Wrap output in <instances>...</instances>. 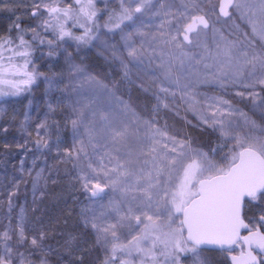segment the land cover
<instances>
[{
    "label": "snow or ice",
    "instance_id": "obj_1",
    "mask_svg": "<svg viewBox=\"0 0 264 264\" xmlns=\"http://www.w3.org/2000/svg\"><path fill=\"white\" fill-rule=\"evenodd\" d=\"M174 7V0H164L159 7L152 0H119V10L109 15L108 24L110 31L119 30L123 43H106L104 47L111 61L118 62L123 80H130V73L136 70L142 88L148 76L175 86L186 96L190 95L191 80L201 78L220 87L225 83L242 85L246 91L236 93L241 100L246 92L255 99L258 85L264 92V0H188L175 11ZM36 9L33 16L46 13L41 27L53 36L47 41L50 48L66 38L74 40L77 47L93 39L94 0H41ZM229 9L259 13L258 23L250 21L252 37L260 43L258 51L223 37L214 38V47L209 46L208 33L215 32L213 17H229ZM149 13L161 18L154 32L142 30L148 27L144 17ZM125 21L131 23L122 28ZM69 25L83 29V35H73ZM14 27L18 44L10 37L0 39V84H8L11 94L17 95L42 74L35 68L29 70L32 44L24 39L20 23ZM30 31L33 40L45 43L35 28ZM44 79L50 87L63 83L62 78ZM63 90L70 98L68 119L73 139V148L66 151L64 159L74 162L87 199L98 205L81 208L80 215L84 227L90 228L105 248L103 264H130L120 257H132L133 253L142 264H158V251L170 264H179L180 254L198 255L203 245L218 246L229 254L239 249V255H230L231 264H264V207H260L258 218H248L245 223L246 205L253 201L264 204V129L259 136L234 134L232 117L239 114L248 123L246 115L230 100L208 98L207 107L198 110L200 122L234 141L231 155L218 165L208 153L192 148L190 137L170 132L167 125L158 126L155 119H141L117 96L115 82L109 86L78 64L69 62V80ZM160 92L167 94L169 89L161 87ZM61 102L55 101L57 105ZM48 107L53 110L52 103ZM25 120H29L27 114ZM49 128L46 119L36 125L35 146L41 154L60 149L59 137L49 143ZM211 151L214 154L216 150ZM82 160L87 164L82 165ZM41 173L33 183V194ZM108 192L119 196L104 205L100 200ZM242 229L246 235L241 234ZM122 236L126 243L121 242ZM47 239L48 233L40 230L37 234L28 224L21 208L17 222L0 231V264H49V255L55 250L46 245ZM25 246L27 254L18 250Z\"/></svg>",
    "mask_w": 264,
    "mask_h": 264
},
{
    "label": "rangeland",
    "instance_id": "obj_2",
    "mask_svg": "<svg viewBox=\"0 0 264 264\" xmlns=\"http://www.w3.org/2000/svg\"><path fill=\"white\" fill-rule=\"evenodd\" d=\"M40 2L41 0H0V38L4 37L20 18L23 19V28L31 37L33 33L30 30L35 28L45 40L44 44H40L39 39H31L38 43L39 49L30 57L32 63L29 70L35 68L36 72L42 75L27 91L12 95V89L8 84H0V93H2L0 94V231H3L10 222L13 225L17 222L20 210L23 208L26 221L37 234L40 230L48 233L45 243L55 250L49 255V264H103L106 258L105 248L103 244L100 248L94 247L97 243L96 235L90 228L84 227L80 215L81 208L95 206L87 199V194L77 179L79 172L73 167L74 162L64 159L66 151H71L73 148L72 127L68 119L71 114L70 98L68 91L63 90L69 80V62L80 65L109 86L115 82L117 96L126 101L137 116L141 119H155L158 126L167 125L170 132H178L180 137H190L192 148L208 153L209 159L218 165L225 163L223 157L231 155L230 149L234 141L230 137H222L218 129L202 124L198 110L207 107L211 102L208 98L230 100L248 120V123H245L239 114L234 115L232 117L234 134L259 136L264 129V92L258 85L255 88L258 94L255 99L248 97L246 92L241 100L236 93L246 91L242 85L225 83L224 87H220L217 83H204L201 78L191 80L187 89L190 95L186 96L175 86L160 84L158 81H152L148 76L144 77L145 86L142 88L136 70L130 73V80L121 78L122 72L118 62L111 61L110 53L104 47L106 43L109 45L123 43L119 30L110 31L111 25L108 24L109 15L114 10H119V0H94L97 17L93 39L88 44L77 47L74 40L66 38L65 41L57 42L51 48L47 41L52 40L53 36L50 32H44L41 27L42 20L47 18L46 13L43 17L32 15ZM43 2L47 3L48 0ZM152 2L159 7L164 0H152ZM186 2L188 0H174L173 11L181 8ZM249 2L255 3L256 0ZM40 11H43L42 5ZM213 20L215 32L209 31L207 36L210 47H214V38L219 40L223 37L226 40L248 45L257 51L260 49V43L252 37L250 24V21L259 22V13L253 15L247 9H241L232 11L229 18L220 16L217 19L214 16ZM160 22V17L149 13L144 17V23L148 27L142 30L154 32ZM130 23L125 21L121 27L124 28ZM131 30L125 28V31ZM69 31L75 36L83 35V29L78 26L69 25ZM245 33L248 35L246 36ZM137 43H139L138 38ZM50 51L52 55H49ZM18 62L23 63L22 60ZM153 67L155 68L156 65L154 64ZM246 73L245 77H247ZM45 76L62 78L63 83L58 87H50L44 79ZM185 82L187 81H182ZM247 82L246 79L245 83ZM161 87L168 88L169 92L167 94L160 92ZM157 95L160 97L159 101ZM57 99L62 101L58 105L55 103ZM49 103L53 104L51 111L48 107ZM26 114L29 117L27 121ZM45 119L50 125L49 143H53L59 137L60 149L57 151L53 148L51 152L45 150L41 154L36 151L35 146L36 125ZM212 149L216 150L214 154ZM81 164L86 165L87 161L82 160ZM41 169H43L42 173ZM37 173H41V178L33 194V183ZM107 195L101 200L105 205L109 202ZM256 202L259 206H255L253 213L258 218L260 207H264V204ZM31 235L32 233H29V236ZM70 238H72L71 243L66 245L65 241ZM127 239H131V236ZM121 242H127L123 236ZM150 245L151 241L148 242V246ZM162 247L161 245L160 248ZM26 248L27 246L18 250L27 254ZM238 252L239 249H236L232 253ZM0 255H3L2 247H0ZM156 255L158 264H170V260L166 261L159 251ZM120 259H127L130 264H142L141 258L135 253L132 257L121 256ZM197 259L203 264H231L229 253L208 248H202L198 255L180 254L179 264H193Z\"/></svg>",
    "mask_w": 264,
    "mask_h": 264
},
{
    "label": "trees",
    "instance_id": "obj_3",
    "mask_svg": "<svg viewBox=\"0 0 264 264\" xmlns=\"http://www.w3.org/2000/svg\"><path fill=\"white\" fill-rule=\"evenodd\" d=\"M22 21H23V19H20L19 18L18 19V22H16V23H20L21 28L24 30V39L32 44L31 49H29V51H30V57H32V56H34L36 54V52H38L37 50L39 49V46H38V43H36L33 40H31L32 37H31V35L29 33H27L26 29L23 28V26H22V23L23 22ZM14 25L9 29V31L7 32V34L4 37L0 38V39H7V38L10 37V38L13 39V41L16 44H18L19 43V40L17 38L18 37V30L14 27Z\"/></svg>",
    "mask_w": 264,
    "mask_h": 264
},
{
    "label": "bare ground",
    "instance_id": "obj_4",
    "mask_svg": "<svg viewBox=\"0 0 264 264\" xmlns=\"http://www.w3.org/2000/svg\"><path fill=\"white\" fill-rule=\"evenodd\" d=\"M246 76H247V73H246ZM107 191H108V190H106V192H107ZM118 196H119L118 193H111V192H108L107 198H108L109 200H110V199H118ZM91 203H92V201H91ZM100 203L104 204V202L101 201V200H100ZM92 204H93V203H92ZM93 205H94V204H93ZM104 205H105V204H104ZM94 206H95V207H98V205H94ZM123 231L126 232V228H125ZM92 232H93V231H92ZM93 234H95V233L93 232ZM95 235H96V234H95ZM101 245H102V243L97 241V243L94 245V247L96 246L97 248H100ZM193 264H203V263H202L201 260L197 259V260H195V261L193 262Z\"/></svg>",
    "mask_w": 264,
    "mask_h": 264
},
{
    "label": "flooded vegetation",
    "instance_id": "obj_5",
    "mask_svg": "<svg viewBox=\"0 0 264 264\" xmlns=\"http://www.w3.org/2000/svg\"><path fill=\"white\" fill-rule=\"evenodd\" d=\"M255 206H257L258 207V202H256V201H253V202H251L250 204H247L246 205V209H245V221H246V223H248V218H252V217H255L256 218V216L254 215V210H255ZM262 207V206H261ZM250 213H251V215H250ZM253 213V214H252ZM245 233H247V231L246 230H244V232H243V234H245ZM240 251V250H239ZM236 254H239V252L238 253H236Z\"/></svg>",
    "mask_w": 264,
    "mask_h": 264
},
{
    "label": "water",
    "instance_id": "obj_6",
    "mask_svg": "<svg viewBox=\"0 0 264 264\" xmlns=\"http://www.w3.org/2000/svg\"><path fill=\"white\" fill-rule=\"evenodd\" d=\"M232 9H229V13H230V16H231V14H232ZM229 16V17H230ZM223 17V16H222ZM229 17H223V18H229ZM245 223H246V221H245ZM243 232H244V230L242 229L241 230V234L242 235H246L247 233H245V234H243ZM201 248H208V249H219V247L218 246H215V245H203V246H201ZM220 250V249H219ZM230 255H239V254H234V253H231ZM231 260V259H230Z\"/></svg>",
    "mask_w": 264,
    "mask_h": 264
}]
</instances>
